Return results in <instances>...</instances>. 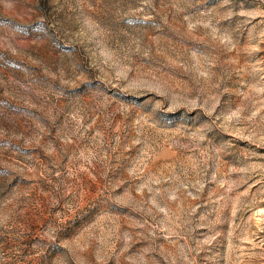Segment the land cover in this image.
<instances>
[{"label":"rangeland","instance_id":"rangeland-1","mask_svg":"<svg viewBox=\"0 0 264 264\" xmlns=\"http://www.w3.org/2000/svg\"><path fill=\"white\" fill-rule=\"evenodd\" d=\"M0 264H264V0H0Z\"/></svg>","mask_w":264,"mask_h":264}]
</instances>
